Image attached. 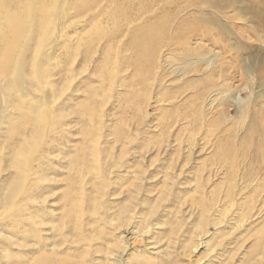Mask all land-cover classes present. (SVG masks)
<instances>
[{"label": "bare ground", "instance_id": "obj_1", "mask_svg": "<svg viewBox=\"0 0 264 264\" xmlns=\"http://www.w3.org/2000/svg\"><path fill=\"white\" fill-rule=\"evenodd\" d=\"M91 1L0 0V264H90L91 254H96L95 264L98 258L99 264H121L129 247H134L130 239L134 242L146 234L132 232L136 218H140L138 201L132 204L134 193L139 192L137 183L127 191L129 200L113 208L124 193L122 189L117 192L121 187L117 185L128 179L126 172L134 179L141 178L133 171V163L116 160V155L110 156L108 147L96 146L99 133L97 129L96 134L91 131L83 116L89 122L97 119L98 130L101 128V110L92 105L97 92L95 95L85 90V97L78 100L81 103L78 110L65 108L68 84L80 74L73 67L75 56L84 50L80 52L82 41H87L90 34L88 30L82 34L75 31L77 40L69 45L70 35L64 29L82 14H89L88 21L95 24L96 9L91 8ZM198 1L189 5L199 10L221 8V4L212 0ZM187 5L185 1V8ZM116 28L115 23L112 32L103 33L107 43L102 50L111 42ZM158 29L130 31L141 60L131 74L136 76L135 86L145 88L154 76L149 67L154 59L151 50L162 45L168 50L178 46L179 33ZM188 42L185 39L182 44L187 46ZM191 44L201 46L200 42ZM92 45L88 40L81 54V72L96 51ZM220 58L218 53L214 59L204 61L207 76L225 74L216 63ZM190 67L189 72L197 71L193 65ZM257 70L256 66L248 65L245 73L250 78ZM74 96L73 93L68 99ZM263 97L264 87L258 91L257 99ZM233 98L239 113L237 120L222 110L226 109L223 105H231L222 96L215 98V104L214 99L204 98L203 109H198L200 123L197 118L196 122L200 127L213 119L209 118L210 113L217 112L219 116L214 115V127L209 128L210 122L199 140L203 143L199 173L196 172L199 199L193 197L189 204V215L197 214V222L183 251L188 259L183 264H216L224 253L227 258L223 264H233L238 255L241 264H264V101L254 112L247 105L244 107L238 94ZM71 114L79 115L81 141L66 145L68 135L72 136L70 131L76 126L66 120ZM240 128L244 129L241 133ZM123 134L120 130L115 139L120 142L123 138L121 149H125L130 138ZM56 162L63 163L57 166ZM63 171L65 182L60 183L58 174ZM113 184L117 188L112 191ZM155 208L152 205L144 219L146 223ZM210 225L213 232H209ZM60 231L70 243L66 251L72 248V254L57 249L60 241L55 234ZM171 233H175L174 228ZM12 249L15 254H11ZM138 251L137 259L143 257ZM199 251L205 257L202 262V258H192ZM162 264L175 263L169 259Z\"/></svg>", "mask_w": 264, "mask_h": 264}, {"label": "rangeland", "instance_id": "obj_2", "mask_svg": "<svg viewBox=\"0 0 264 264\" xmlns=\"http://www.w3.org/2000/svg\"><path fill=\"white\" fill-rule=\"evenodd\" d=\"M185 1L188 4L186 8ZM212 1L216 5L221 4L218 11L214 8L199 10L189 5L199 2L198 0H92L91 8L96 9L94 25L88 21L89 14L74 17L75 20L65 25L64 31L70 35L69 45L77 40V32L82 34L88 30L90 37H87V41H82L80 52L85 50L88 40L93 44L92 48L96 49L82 72L80 59L84 50L75 56L73 67L80 74L68 84L65 108L78 110L81 105L78 100L85 97V90L95 92V95L97 92L92 105H98L96 110H101V128L98 130L97 119L96 122L95 119H92L94 122H89L83 116L91 131L99 133L96 146L108 147L110 156L114 158L116 155V160L126 159L128 163H133V171L141 178L134 179L127 171L128 179L123 180L122 184H116L120 188L113 184L112 191L117 188V192L121 189L124 192L117 200L120 203L114 204L115 209L129 200L127 191L132 188V184L139 185V192L134 193L135 200L132 204L138 201L137 217L140 218H136L132 232H137L136 235L146 233L142 239L137 237L134 242L130 239L134 247H129L121 264H137V261L138 264H162L169 259L172 263L183 264L187 259L183 251H186L189 234L197 222V214L189 215V204L193 197L199 199L196 188L199 177L196 172L199 173V158H202L203 146L199 140L206 131L204 128L209 127L210 122L209 128L214 127V121L219 116V113L217 116V112H212L208 116L213 119H209L207 125L199 126L197 113L203 109L201 106H204V98L207 101L214 99L215 104V98L222 96L223 101L227 100V104H231L223 105L226 109L222 110L235 120L239 114L233 98L236 94L244 100V107L247 105L250 111L259 110L262 100L264 101V97L257 99L258 91L264 87V0ZM115 23V34L106 49L102 50L107 43V36L103 33L112 32ZM158 26L163 28L158 29ZM154 27L158 31H176L179 33V43L170 50L163 45L157 50H151L154 59L149 67L154 76L149 79V85L142 88L140 84L135 86L136 76L131 77L136 64L141 60L130 31H149ZM185 39L189 41L187 46L182 44ZM136 40L140 41V38ZM199 42V47L191 44ZM218 53L221 58L216 63L221 65L219 70L223 69L225 74L222 77L217 74L207 76L204 61L214 59ZM190 65L197 71L189 72ZM248 65L258 69L257 74H250V78L245 73ZM196 77L197 80H194ZM74 89L77 91L73 92ZM223 89H227V92H219ZM73 93L74 98L68 99ZM52 94L55 95L54 92ZM70 116L66 120L76 126L70 131L72 136L68 135L69 143L66 145L81 141L79 115ZM258 118L260 119L259 116ZM242 128L239 133L244 131ZM120 130L124 132L123 135L130 137L125 149H121L120 142H124L123 138L120 142H115ZM210 138L213 140L214 137L210 135ZM120 150L123 152L119 154ZM51 158L53 162L56 161L54 157ZM57 163L63 162H56L59 166ZM114 176L115 174L111 175V180ZM58 177L61 179L60 183L65 182L64 171L59 172ZM60 188L62 187L56 189ZM51 205L55 208V204ZM152 205L156 207L153 211L155 213H152L150 221L146 223L144 219L149 216ZM172 228L175 229L174 234L171 233ZM208 228L209 232L214 231L211 225ZM62 234L63 231L56 233L55 238L60 241L57 249L65 252L70 243ZM151 244L156 245L153 247ZM12 247L15 246L12 244ZM136 250L141 251L143 257L137 259ZM66 252L68 255L72 254V248ZM200 252L192 258H202V262L205 257ZM15 253L16 250L12 249L11 254ZM225 255L224 253L214 260L215 263L223 264V260L227 258ZM240 256L234 257L233 264H241L238 262ZM95 257L96 254L88 257L90 264H95ZM98 260L99 258L97 264Z\"/></svg>", "mask_w": 264, "mask_h": 264}]
</instances>
